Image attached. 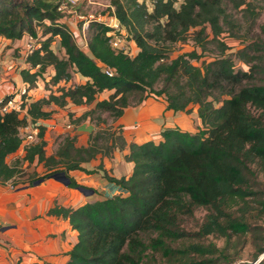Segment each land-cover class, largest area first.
Returning a JSON list of instances; mask_svg holds the SVG:
<instances>
[{
    "label": "trees",
    "instance_id": "obj_1",
    "mask_svg": "<svg viewBox=\"0 0 264 264\" xmlns=\"http://www.w3.org/2000/svg\"><path fill=\"white\" fill-rule=\"evenodd\" d=\"M63 1L0 0V36L15 39L26 32L36 33L35 26L50 19L47 32L51 35L27 57L30 67L21 70L23 79L30 86L52 65L55 83L70 80L72 70L86 80L59 87L58 93L23 105H27L34 122L51 116L52 110L45 109L51 103L64 106L69 100L75 104L95 102L72 121L79 123L89 118L97 127L87 146H77L76 135L66 134L57 151L48 154L46 126L40 124L38 139L25 148L24 159L31 162L38 158L51 168L50 172H58L81 168V162L99 153L110 154L117 147H125L127 140L120 129L102 126L108 121L104 113L116 118L125 107L148 96H165L169 108L176 111L190 112L198 104L202 123L195 131L179 125L167 126L159 140L131 142L126 157L135 163L133 172L114 178L126 189L125 193L76 207L49 209L69 217L79 231L66 264H143L149 249L154 247L184 255L210 251L200 242L174 248L167 240L215 232L229 235V229L246 232L249 223L232 218L227 209L236 204L242 206L249 197L258 195L252 164L264 171V37L247 42L236 52L248 64V69H239L234 57L226 52L228 46L221 34L225 26L231 29L237 21L229 5L240 8L249 1L112 0L118 18L139 51L115 49L109 41V27L91 20L86 29L91 54L77 45L72 32L59 21V5ZM192 29L195 43L203 49L207 42H216L221 48L202 66L192 61L198 56L196 51L169 57L170 44L185 40ZM56 36L61 38L64 56L51 47ZM99 62L115 69L113 75L107 74ZM106 89L113 90L109 97L97 99ZM10 96L7 94L0 105ZM26 124L27 119L17 111L0 110L2 184L20 173L19 161L9 163L7 157L21 147V128ZM260 203L264 207V199ZM198 207L208 210L200 229H184L181 218L193 215ZM257 248L258 253H263L264 241ZM260 264H264V259Z\"/></svg>",
    "mask_w": 264,
    "mask_h": 264
},
{
    "label": "crops",
    "instance_id": "obj_2",
    "mask_svg": "<svg viewBox=\"0 0 264 264\" xmlns=\"http://www.w3.org/2000/svg\"><path fill=\"white\" fill-rule=\"evenodd\" d=\"M0 39L3 48L8 43L18 41L21 51L23 37L13 39L0 36ZM5 56L8 57V53ZM18 75L23 80L21 73L16 78ZM13 87L5 84L0 99ZM21 88H16V91ZM112 91H102L97 99L108 98ZM92 106L75 104L71 100L64 106L51 103L45 106V109L52 110L51 116L37 118L34 122L54 132H62L67 124L71 135H76V145L87 146L96 124L89 118L79 123L72 119ZM191 112L198 117L196 109ZM183 113L188 112L169 108L166 97L148 96L140 103L125 107L120 116L107 121L108 125L122 131L127 140L125 147H117L110 154L99 153L93 159L81 162V168L66 170V177L56 172L32 183L28 179L0 183V264H66L69 251L78 241L79 231L73 227L69 217L51 213L49 209L55 206L76 207L87 201L125 193L126 189L114 178L129 176L133 172L135 163L126 157L130 151L129 144L148 139L159 140L167 126L182 127L177 117ZM69 123L72 127H68ZM23 151L25 149L21 146L8 155L7 161L12 163L11 159ZM26 166H29L27 176L33 170L41 175V170L48 169L44 161L38 158L27 162ZM16 178H20L19 175ZM73 181L76 184H71Z\"/></svg>",
    "mask_w": 264,
    "mask_h": 264
},
{
    "label": "rangeland",
    "instance_id": "obj_3",
    "mask_svg": "<svg viewBox=\"0 0 264 264\" xmlns=\"http://www.w3.org/2000/svg\"><path fill=\"white\" fill-rule=\"evenodd\" d=\"M96 1L97 2L95 3L84 1L76 7L68 5L67 9L62 11L59 21L66 25L72 33L78 35L79 30L82 28L86 19L81 17V15L89 16L92 14L98 16L101 12L106 11L105 4H109V2L111 3L112 0ZM248 1L250 4H245L240 8H233L232 4L229 5L230 10L233 13V17L236 18L237 21L231 29L228 26H225V30L221 34L222 41H224L228 46L226 52L234 57L236 68L239 69H248V64L239 59L236 52L243 48L247 42L264 37V0ZM179 4L180 1L177 5L179 6ZM247 6L248 8L244 9V7ZM50 24L51 20L45 18L39 25L41 33L40 39L42 42L51 35L47 32L48 25ZM193 31L194 29L190 31L185 40L170 44L168 48L169 57L173 58L177 57L179 54H188L196 51L198 56L192 58V61L195 64L202 66L212 55L219 53L221 48L216 42H207L206 47L203 49L202 46L195 43V40L193 39ZM208 31H210V28H208ZM17 42L14 41L8 43L6 44V47L3 48V42L0 39V94L3 93V86L5 84H8L9 86L14 85L13 88H10L9 91H7H13L14 93L16 88L20 86L23 87L26 83L28 89H31L29 98L32 97V100H36L45 96L48 97L52 92L58 93V90L60 89L59 87H69L74 84L82 83L86 80L85 77L77 73L75 70H72V77L70 80H63L59 83H55L52 79L55 70L52 65H49L41 73L34 84H29L30 86H28V82L24 79L25 83L23 84V80L20 75H18V78H16V76L21 73L23 68L30 67V64L28 61L25 63V56L21 53ZM51 47L59 56L65 55V49L61 43L60 36H56L54 38ZM137 51H139V47ZM7 53L9 55L8 57L5 56ZM87 53L91 54L90 50ZM90 105L94 106L95 102H92ZM198 107L199 105L195 104L191 111L196 109L198 112ZM191 111L183 113V115L181 117L178 116L177 119L182 127L195 131L202 126V123L200 121L199 114L198 117H196ZM104 115L107 117L108 122L113 119L108 112L104 113ZM30 121L32 120L27 119V123ZM102 126L109 125L106 121L102 124ZM65 127L66 129L62 132H54L52 129L49 130L46 128V151H48L49 154L57 151L64 135H71L69 130L70 128H67V124ZM24 133V131H21L22 135ZM25 154L26 150L18 157L11 159L12 162L19 161L20 178H15V182H23L28 179L32 183L33 181H36L37 178L56 174V172H50L51 168H45L41 170L43 173L41 175H38L39 172L37 170H33L31 174L27 176V168L29 166L26 165L29 161L24 159ZM253 164L252 166L255 172L252 175V179L255 184V189L259 191L258 195L249 197L248 201L242 206L236 204L232 208L227 209V212L232 215V218L244 219L249 223V227L246 232H234L232 229H229V235H223L219 232H215L204 236L191 235L177 241L167 240V243L174 248L187 247L193 241L200 242L206 247H209L210 251H206L204 253L189 252L188 255H184L179 251L166 253V251H164L165 247H154L149 249L147 256L143 260V264H180L187 261H200L204 264H237L238 262H241L242 264H249V261L257 259L262 254L258 253L257 247L264 241V207L263 204L260 203V200L264 199V171L261 170L259 166H254ZM207 213L208 210L206 208L198 207L193 215H184L181 218L180 224L188 231H198L201 224L205 221Z\"/></svg>",
    "mask_w": 264,
    "mask_h": 264
},
{
    "label": "built area",
    "instance_id": "obj_4",
    "mask_svg": "<svg viewBox=\"0 0 264 264\" xmlns=\"http://www.w3.org/2000/svg\"><path fill=\"white\" fill-rule=\"evenodd\" d=\"M84 1L92 2V3L97 2L96 0H64L59 5V10L61 11L66 10L68 5H72V7L73 6L76 7L77 5L83 3ZM105 7H106L105 8L106 11L101 12L98 16L92 14L89 16L81 15V17L86 18L82 25V28L79 30L78 35L72 33L77 45L84 51L89 52L90 50L89 41H88L86 29L91 20H96L104 23L106 26L109 27L107 33L110 35L109 41L112 47H114L117 50H122L126 53L138 52L137 43L133 39L132 35L127 32L125 25L118 18L115 12V6L109 2V4H105ZM35 27H36V33L26 32L23 35V41L21 44V53L25 56V60L31 53H33L34 50L40 48L42 45V41L40 39L41 36L40 27L39 25H36ZM99 63L102 66V69L107 74L113 75L115 69L107 66L102 62ZM30 90L31 89H28V87L25 86L15 91L14 93L13 91L6 92L5 96L7 94H11V96L3 105H0V110L2 112L15 110L19 113L21 117H25L26 119L31 120V117L28 114L27 105L26 106L23 105L24 102L29 103L30 101H32V97L29 98L31 94ZM24 95L26 96L28 95V97H24ZM5 96H3L0 99V101L3 100ZM68 127H72V125L69 123ZM21 131L25 132L23 135L21 134L23 138L21 146L25 149L28 145H30L31 143H33L38 139L40 127L39 124H37L36 122L30 121L21 128ZM262 259H264V252L254 261H249V264H260ZM237 264H242V263L238 262Z\"/></svg>",
    "mask_w": 264,
    "mask_h": 264
},
{
    "label": "water",
    "instance_id": "obj_5",
    "mask_svg": "<svg viewBox=\"0 0 264 264\" xmlns=\"http://www.w3.org/2000/svg\"><path fill=\"white\" fill-rule=\"evenodd\" d=\"M57 174H61L62 177H66V174H65V170H62V171H58Z\"/></svg>",
    "mask_w": 264,
    "mask_h": 264
}]
</instances>
